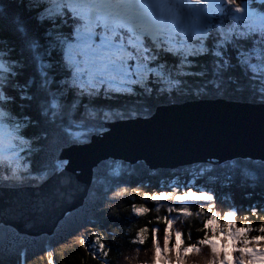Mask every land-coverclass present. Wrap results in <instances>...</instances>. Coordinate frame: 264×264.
Returning a JSON list of instances; mask_svg holds the SVG:
<instances>
[{
	"label": "snow or ice",
	"instance_id": "1",
	"mask_svg": "<svg viewBox=\"0 0 264 264\" xmlns=\"http://www.w3.org/2000/svg\"><path fill=\"white\" fill-rule=\"evenodd\" d=\"M16 3L24 5L22 13L6 17L0 9V38L13 44L8 52L0 51V85L11 81L7 92L0 89V169L10 173L4 181L18 178L22 169L29 174L35 172L40 179L27 198L6 206L0 197V223L5 216L29 225L42 223L58 210L57 231H67L84 256L90 254L97 264H104L108 247L103 237L92 231L97 227L94 219L83 215L89 205L94 213L103 210L99 201L93 203L95 193L89 191L79 206H68L61 194L62 186L76 185L68 151L90 142L88 137L103 131L109 122L147 113V108L141 113L125 105L105 103L119 97L243 100L251 94L255 100L258 91L260 102H264V0ZM26 39L39 41L31 44L34 52L38 47L43 51L35 53V74L20 83L17 69L23 65L11 53L22 52ZM204 58L210 63L207 70L199 68L198 62ZM53 66L57 69L54 73ZM222 81L236 87L229 89L222 86ZM37 125L43 130L33 132ZM31 157H36L35 167ZM25 159L29 163H23ZM226 163L235 166V160ZM205 172L201 168L197 177L188 179L187 190L181 192L173 188L141 194L139 189H132L157 206L162 200L180 204L167 207L168 213L190 216L185 202L206 205V209L196 208L205 218L199 229L202 235L194 242L185 244L182 232L174 230L173 219L167 217L162 221L157 217V223L164 225L162 245L157 227H140L131 242L143 246L149 233L151 239V256L142 264H193L190 257L202 250H206L202 264H264V215L253 226L247 216L238 221L236 210L217 213L214 193L191 187ZM3 187L14 189L19 185ZM150 211L153 209L144 204L132 206L137 216ZM257 214L258 208L251 206L250 215ZM19 239L23 237L15 227L0 228L2 255L10 264L13 257L15 264L27 259L25 251L14 246ZM44 256L47 264H53L52 252L45 251ZM80 264H84L83 259Z\"/></svg>",
	"mask_w": 264,
	"mask_h": 264
},
{
	"label": "trees",
	"instance_id": "2",
	"mask_svg": "<svg viewBox=\"0 0 264 264\" xmlns=\"http://www.w3.org/2000/svg\"><path fill=\"white\" fill-rule=\"evenodd\" d=\"M23 8L24 5L17 4L16 0H0V9H2L3 15L6 17H11L16 12L22 13ZM0 39L3 40V42H0V51L8 52L13 47L12 41L7 38ZM34 42L39 44V41L26 39L22 52L17 53L16 51H12L11 53L23 65V67L17 69L21 73L17 77L20 83H26L29 76L35 74V53L43 51L42 48L38 47L34 52L31 48V44ZM198 63L201 70H207L210 67L207 58L199 60ZM56 70L55 66L51 69L53 73ZM238 83L243 82L240 81ZM10 84L11 81H8L4 85H0V89L7 92ZM222 86H226L229 89L236 87L235 84H227L226 81H222ZM12 95H15V93H12ZM225 99L230 98L226 97ZM194 100L196 99L187 96L161 98V100H157L155 96L151 99H147L144 96H123L115 100L105 101V103L110 105H125L129 108L138 109L141 113L147 108V113L140 116L146 117L151 115L157 106L172 103L181 104ZM237 101L264 103L260 102L258 91L256 92L255 100L251 98L250 94L246 99ZM116 110L119 111L120 109L117 108ZM42 130L40 125L32 129L33 132H40ZM30 159L32 166L35 167L36 157H31ZM233 160H235V166L228 165L227 161H225L220 164L198 163L181 166L177 169L159 168L154 170L149 169L141 161L135 164L113 159L101 161L94 168L93 181L95 183L92 182L89 191L95 193V201L93 203L99 201V205L103 210L94 213L92 205H89L83 215L94 219L97 227H94L92 231L102 236L106 247H108V255L103 258L104 264H141L143 261L149 259L151 256L150 233L143 246L133 244L131 241L135 237V232L140 227L150 229L155 226L158 229V239L162 245L164 225L162 222L157 223L158 216L161 218V221L165 217L173 219L174 223L172 227L174 230L182 232V239L185 244L189 240L194 242L199 238L202 235L199 229L202 227V221L205 218L203 213H197L188 218H173L172 213H168L166 209L169 206L178 207V202L163 201L157 206L151 201H146L142 195L132 192V189H139L141 194L172 191L173 181H177L187 187L189 186L188 179L197 177L201 168L206 170L205 175L203 178L195 179L194 183L208 188L214 193V210L219 214H222L226 210H236L238 212V221L247 216L248 220L253 223V226L258 225L260 223L259 217L264 215V211H260V209H264V162L251 159ZM23 163H29V159H25ZM209 166H211V171H207ZM17 175L18 178H10L8 181H4L3 178L10 176V173L0 169V187L13 183L19 185V187L35 185L40 179L35 172L29 174L25 173L23 169ZM33 176L37 177L36 180H33ZM250 176H255L256 179H250ZM121 188L124 189L123 192H120ZM114 193L119 194L114 195ZM140 204H144L145 207L153 209V211L141 213V215L137 216L132 212V206ZM198 205L204 206L206 209V205L200 203ZM251 206L258 208L256 217L250 215ZM157 207L159 208L158 211L155 210ZM0 228L10 229L13 227L0 224ZM19 232L23 239L16 240L14 246L18 250L23 249L26 253L27 259H23L22 264H47V258L44 256L45 251L52 252L54 257L53 264H80L82 259L84 264H97L95 260L91 259L90 254L84 256L78 245L75 244V241L67 235V231H57L55 228L52 235L41 234L38 236ZM85 238L90 239V236L86 235ZM172 239L174 241L175 237ZM2 248L3 242L0 241V264H10L2 255ZM205 256L206 250H202L200 254L191 256L190 259L193 261V264H202ZM11 264H15L14 257Z\"/></svg>",
	"mask_w": 264,
	"mask_h": 264
},
{
	"label": "water",
	"instance_id": "3",
	"mask_svg": "<svg viewBox=\"0 0 264 264\" xmlns=\"http://www.w3.org/2000/svg\"><path fill=\"white\" fill-rule=\"evenodd\" d=\"M88 140L67 153L76 177V185L61 187L68 206L84 202L94 168L107 159L129 164L141 161L152 170L233 159L264 162V104L224 98L160 105L149 116L109 122ZM33 186L0 187V197L7 206L32 195ZM56 215L58 210L42 223L26 226L5 216L0 224L31 236L52 235Z\"/></svg>",
	"mask_w": 264,
	"mask_h": 264
},
{
	"label": "rangeland",
	"instance_id": "4",
	"mask_svg": "<svg viewBox=\"0 0 264 264\" xmlns=\"http://www.w3.org/2000/svg\"><path fill=\"white\" fill-rule=\"evenodd\" d=\"M117 167V166H116ZM116 170V169H115ZM189 186H187V187H185V186H183L181 183H178L177 181H175V183H174V185L171 187L172 189L173 188H175L176 190H177V192L178 191H185V190H187V188H188ZM191 187L193 188V190L194 191H196V190H207V191H209L210 193H212L211 192V190L210 189H208V188H205V187H203V186H201V185H198V184H195L194 182L192 183V185H191ZM164 200H162L160 203H162ZM165 205H168V204H166V203H164ZM177 206L179 207L180 206V204L178 203L177 204ZM185 206L186 207H188L189 208V211L191 212V215H196L197 214V212H196V208L197 207H200L199 205H198V203H194V202H185ZM190 215V216H191ZM190 216H185V215H181V214H176V213H172V217L173 218H188V217H190ZM142 264V263H141Z\"/></svg>",
	"mask_w": 264,
	"mask_h": 264
}]
</instances>
